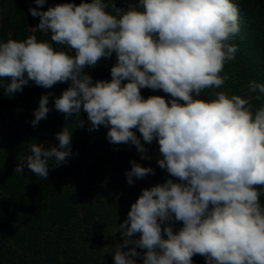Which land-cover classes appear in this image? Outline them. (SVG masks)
Masks as SVG:
<instances>
[{
  "label": "clouds",
  "instance_id": "clouds-1",
  "mask_svg": "<svg viewBox=\"0 0 264 264\" xmlns=\"http://www.w3.org/2000/svg\"><path fill=\"white\" fill-rule=\"evenodd\" d=\"M35 3L42 7L45 0ZM29 12L39 17L33 29L50 34V41L36 35L0 41L5 95L22 91L29 81L46 89L70 81L54 101L66 121L75 114L77 127H83V109L89 131L103 125L111 144L135 145L142 159L148 158L144 145L157 140L159 167L179 181L142 190L116 230L122 243L114 264H137V257L143 264H193L197 254L206 264H264V104L252 103L262 99L264 83L249 81L244 97L214 91L211 99L200 98L230 79L224 67L238 51L231 43L241 30L237 5L137 0L120 8L114 0H82ZM113 54L111 80L93 82L85 69ZM143 88L163 90L171 99H145ZM51 95L41 96L34 127L47 118ZM72 132L65 126L56 133L58 146L49 149L29 143L31 154L18 159L14 172L21 175L27 167L46 180L50 163L59 167L71 156ZM131 164L129 185L133 177L155 174ZM173 220L182 221L178 232Z\"/></svg>",
  "mask_w": 264,
  "mask_h": 264
},
{
  "label": "trees",
  "instance_id": "trees-1",
  "mask_svg": "<svg viewBox=\"0 0 264 264\" xmlns=\"http://www.w3.org/2000/svg\"><path fill=\"white\" fill-rule=\"evenodd\" d=\"M75 1L77 5L82 2ZM114 2L117 7L126 8L128 3L137 0ZM232 2L237 5L240 17V33L231 41L238 46V51L235 60L224 67L230 79L217 91L244 97L248 95L249 81L264 83V0ZM55 5L53 0H45L42 8L46 11ZM37 6L35 0H18L13 5L17 22L9 24L15 31V38H27L31 18L29 8ZM9 29H3L0 41L9 39L5 34ZM35 35L38 40L50 41V34L37 30ZM116 59L115 54L101 59L85 72L93 82L110 81L111 67ZM5 82L10 83V78ZM70 83H57L46 89L29 81L22 91L11 97L0 88V264H114V253L111 244L106 242L107 236L127 219L130 208L124 205L119 189L127 182L126 172L132 167L131 161L141 164V158L131 144H111L107 139L108 128L103 125L89 131L90 122L83 109L80 113L83 127H77L75 114L66 121L65 115L55 109L54 101ZM49 93L52 95L49 96L47 118L34 127L31 123L34 110L38 109L41 96ZM211 93L206 90L200 98L211 99ZM141 95L145 99L149 96L171 99L159 89L143 88ZM252 103L255 107L261 106L264 95L260 101L253 98ZM65 126L73 130L72 154L66 163L59 167L50 163L46 180L27 167L21 175L14 172L18 159L31 154L29 143L43 144L46 149L58 146L56 133ZM159 156L161 159V154ZM154 176L175 180L164 169H155ZM148 182L149 176L133 177V184L141 190V187L156 185ZM261 203L264 204V196ZM169 223L174 232L183 226L182 221ZM161 227L163 229L164 225ZM135 238H139V234ZM137 251L144 252L143 249ZM136 259L137 264H143L142 258ZM192 261L193 264H206L199 254L194 255Z\"/></svg>",
  "mask_w": 264,
  "mask_h": 264
},
{
  "label": "rangeland",
  "instance_id": "rangeland-1",
  "mask_svg": "<svg viewBox=\"0 0 264 264\" xmlns=\"http://www.w3.org/2000/svg\"><path fill=\"white\" fill-rule=\"evenodd\" d=\"M18 0H0V34L2 33L3 29H5V27H8L10 28L8 31H5V34H6V37L7 39L11 38V39H16V40H20L19 38H15V31L10 27V22H12L14 25L16 24L17 22V17L14 15V12H13V5L15 3H17ZM75 3V4H78L77 1L75 0H53V3L54 4H63V3ZM36 8H38V10L40 11H44L43 8L41 6H37ZM39 24V17H33L31 15V18H30V26L27 30V37L29 35H35L36 31L37 30H34L33 28H35L37 25ZM9 25V26H8ZM219 89H210L208 91L210 92H214V91H217ZM181 103H183L181 101ZM134 131L136 132V135L138 137L141 136V134L139 133V131L137 129H134ZM141 142H143L142 140V137H141ZM134 146V149L137 151V148L135 145ZM147 149V152H146V156L148 158L146 159H142L141 158V153L138 152V154L140 155V158H141V165H143L144 167H151L154 169H159L161 170V168L159 167L157 161L159 160V155H160V152H159V144H158V141L157 140H153V142L148 145V144H145L144 145ZM149 176V182L148 184L150 183V185L152 184H163L166 180L165 179H161L159 177L155 178L154 175L152 174H149L147 175ZM158 179H161V182L158 181ZM174 182H179L176 178L174 180ZM142 190H143V187H141ZM146 189V188H144ZM142 190L140 189V186H135V184H131L129 185L127 182L124 183V184H121V187L119 189V193L121 194V196L123 197V201L125 202V206H127L128 208H131V205L136 202V200L138 199V197L142 194ZM117 228H114L112 230L109 231L108 233V240H106V242L110 243L112 249H113V253L115 252V248H116V245L117 244H120L122 243V237H121V234L120 232H116ZM135 238V237H134ZM129 247H131V245H129ZM127 250V249H125Z\"/></svg>",
  "mask_w": 264,
  "mask_h": 264
}]
</instances>
